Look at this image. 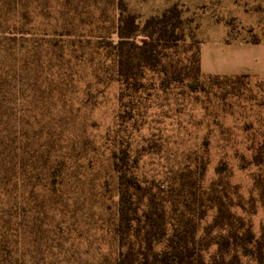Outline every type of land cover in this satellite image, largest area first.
Returning <instances> with one entry per match:
<instances>
[{"label": "rangeland", "instance_id": "374dc122", "mask_svg": "<svg viewBox=\"0 0 264 264\" xmlns=\"http://www.w3.org/2000/svg\"><path fill=\"white\" fill-rule=\"evenodd\" d=\"M118 3L0 0V264H90L112 252L104 235L118 204L112 156L122 150L142 184L180 199L213 196L225 166L220 189L264 231V171L248 165L247 150L264 137V78L243 79L244 94L225 103L213 87L190 92L149 71L137 90L125 88L110 46ZM124 3L140 24L177 4L212 64L218 27L264 41V0Z\"/></svg>", "mask_w": 264, "mask_h": 264}, {"label": "trees", "instance_id": "16d2710c", "mask_svg": "<svg viewBox=\"0 0 264 264\" xmlns=\"http://www.w3.org/2000/svg\"><path fill=\"white\" fill-rule=\"evenodd\" d=\"M118 8L116 41L110 46L118 80L125 88L137 90L149 71L160 75L164 85L179 84L190 92L213 87V99L222 103L244 94L241 81L250 75L202 72L200 43L189 34L177 4L142 24L127 11L124 0H119ZM247 150L252 153L248 165L264 171V137L252 140ZM112 157L118 204L113 227L104 237L113 242L114 250L102 252L99 261L90 264H264V231L255 233L244 203L231 199L218 184H228L222 176L225 166L216 171L220 179L213 183V196L206 191V196L180 199L165 187L142 184L139 175L131 172L126 151ZM70 260L62 264H78Z\"/></svg>", "mask_w": 264, "mask_h": 264}, {"label": "crops", "instance_id": "0c3cea01", "mask_svg": "<svg viewBox=\"0 0 264 264\" xmlns=\"http://www.w3.org/2000/svg\"><path fill=\"white\" fill-rule=\"evenodd\" d=\"M228 27L213 30V64L201 47V70L206 75L264 78V41L230 38Z\"/></svg>", "mask_w": 264, "mask_h": 264}]
</instances>
